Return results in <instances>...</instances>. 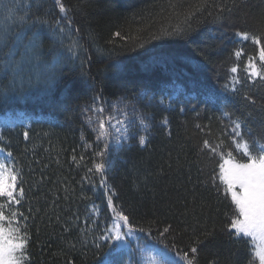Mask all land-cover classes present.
<instances>
[{
	"label": "trees",
	"instance_id": "16d2710c",
	"mask_svg": "<svg viewBox=\"0 0 264 264\" xmlns=\"http://www.w3.org/2000/svg\"><path fill=\"white\" fill-rule=\"evenodd\" d=\"M27 2L33 5V15H47L52 21L59 15L54 0H42L41 7L35 6V0ZM64 3L72 10L69 15L74 28H79L80 43L86 49L81 59L87 62L83 67L80 60L69 62L64 78L50 90L37 91L7 106L0 104V115L22 112L30 120L27 139L23 135L24 124H20L3 131L4 144L0 145L12 152L20 169V186L25 195L22 205L13 210L28 218L30 264H66L69 259L74 264L99 261L98 256L93 259L94 247L83 246L80 229H85V233L90 229L87 242L91 246L94 237L102 235L106 225L112 223L113 213L99 185L100 176L94 177L93 185L85 175L92 167L95 153L104 148L93 129L98 128L100 118L114 116L113 122L121 119L113 108L121 97L133 100L138 111L151 117L152 124L145 146L138 143L143 133L133 128L135 138L113 149L108 156L111 167L105 178L114 205L129 216L135 228L145 230L129 238V245L135 249L137 243L143 244L149 228L155 239L159 234L157 228L171 225L166 241L187 251L194 239H203V230L214 229V238L199 248L198 264H259L251 254L254 249L249 246L250 239L229 238L226 225L234 206L230 197L225 198L218 178L221 161L219 157L210 158L207 151L201 152L200 146L205 139L214 144L223 141L225 153L233 150L239 158L230 139V119H243L249 112L254 117L248 119L253 135L264 134L262 114L244 100V94L249 92L257 104H264V85L250 83L245 70L249 57L260 63L259 48L264 47V42L258 46L234 35L238 30L252 29V17L264 12V0H228L233 11L224 13L223 24H212L210 17L204 23L194 21V30L188 36L153 42L147 53L120 48L122 38L113 36L117 31L122 36L127 32L125 17L142 6L139 0ZM3 16L0 11L1 23ZM73 35H77L75 30ZM114 45L119 54L112 58H103L95 51L96 47L107 50ZM240 49L243 55L237 58L234 53ZM233 66L238 67L237 73L230 71ZM81 72L87 73L89 79L83 80ZM233 77L238 81L237 91H225L226 85L232 88ZM142 90L148 95L141 99ZM161 94L164 104L159 103ZM222 102L227 103L226 109L221 108ZM93 106L103 107L104 112L86 111ZM224 112L230 113V117ZM89 117L97 123H89ZM196 124L208 127L201 132ZM214 174L221 189L219 194L212 187ZM24 224L21 218L20 226ZM64 228L69 231L64 232ZM70 244L76 247L70 248ZM138 255L133 253L134 257ZM119 259L120 264L128 259L126 249L121 250Z\"/></svg>",
	"mask_w": 264,
	"mask_h": 264
},
{
	"label": "snow or ice",
	"instance_id": "6c2138e0",
	"mask_svg": "<svg viewBox=\"0 0 264 264\" xmlns=\"http://www.w3.org/2000/svg\"><path fill=\"white\" fill-rule=\"evenodd\" d=\"M142 6L136 11L128 14L125 21L128 25L127 32L122 36L121 31L113 33V36L122 38L123 43L119 45L132 53L151 50L153 42L183 39L193 29V22L204 23L207 17L211 18L212 24H223L224 13H231L233 8L229 6L228 0H139ZM235 0H233V3ZM247 3V0H241ZM59 9V15L52 21L44 17L33 15L32 7L27 0L24 3L13 2V0H0V11L4 13L3 21L0 23V104H8L35 95L37 91L50 90L52 85L65 76L64 69L69 62L80 60L81 66L87 62L81 59L86 49L80 43L79 28H74L73 17L69 15L72 11L65 6L64 0H54ZM35 6L41 7L42 0H35ZM215 8L213 13L210 9ZM22 13V14H21ZM206 14V16H205ZM201 18V19H198ZM253 27L249 31H236L234 35L242 41H252L256 45L264 42V12L252 17ZM77 35H73V31ZM116 46L104 49L96 47L97 55L103 58H112L119 53ZM234 55L240 58L243 49L236 50ZM91 57H88L90 61ZM259 61L257 64L249 57L245 70L247 79L252 84L264 85V47L259 48ZM230 71L237 73L238 67L233 66ZM81 78L88 80L87 73L81 72ZM235 77L232 79V88L225 86V91L236 92ZM148 95L142 90L140 97ZM99 99V96L96 97ZM153 99V97H149ZM244 100L255 105L261 115V123L264 125V104H257L253 95L249 92L244 94ZM160 104L165 103L164 95L161 94ZM169 104L171 100L169 99ZM228 107L226 102L221 103V108ZM116 115L121 119L114 121V116L98 119L97 140L104 142V148L95 153L92 167L87 169L85 179L89 184L95 185V176H100L99 185L104 189L107 197V206L112 211V223L106 225L103 234L94 237L91 246L87 242L85 229L80 231L83 235L82 244L85 248L94 247L96 252L93 259L98 256L97 264H120L121 250H127L128 259L123 264H198L199 248L214 238L215 230L205 229L197 237L187 251L179 249L175 243L169 244L166 237L172 231L171 225L159 228L158 236L153 239L152 229L149 228L143 244L137 243L135 249L129 245V238H135L136 233H144L143 228H135L128 215L118 206L114 205L113 194L107 183L106 173L111 167L108 159L113 149H119L134 139L131 130L133 128L142 132L138 137L140 146L148 142V134L151 132V117L138 111L133 100L125 97L118 99L113 105ZM86 111L102 114L104 108L93 106ZM183 112V108H181ZM230 117V113L224 112ZM254 118L249 112L245 118L236 117L230 119L231 143L235 145L233 150L224 151L223 141L212 143L205 139L200 146V151L209 153L210 158L219 157L218 178L223 186L225 198L230 197L234 206L230 223L226 225V231L231 240H251L249 245L254 251L253 257L264 264V134L253 135V129L248 125V119ZM89 123H97L93 117H89ZM167 125V120L163 121ZM7 128L16 127V123L5 121ZM23 133L25 139L29 136L27 125ZM195 127L201 132L205 131L207 125L196 124ZM109 129H112L109 132ZM245 129L247 131H245ZM4 129L0 128V145L4 144ZM170 135V132H169ZM84 159L83 156L80 157ZM76 162V158L73 157ZM217 174L212 176V187L219 194L221 189L216 184ZM22 180L20 169L16 167V161L11 151L0 146V264H30L27 254L30 243V235L27 231V217L22 212L13 210L14 206H21L25 195V189L21 187ZM95 211H99L93 205ZM31 212V209H29ZM25 224L20 226V219ZM59 220V217H57ZM79 219V217H77ZM6 222V223H5ZM203 227V226H201ZM68 232V228L63 229ZM107 245V247H105ZM75 248V244H70ZM138 253V256H133ZM66 264H74L72 259ZM209 264H215L210 261Z\"/></svg>",
	"mask_w": 264,
	"mask_h": 264
},
{
	"label": "rangeland",
	"instance_id": "374dc122",
	"mask_svg": "<svg viewBox=\"0 0 264 264\" xmlns=\"http://www.w3.org/2000/svg\"><path fill=\"white\" fill-rule=\"evenodd\" d=\"M5 121L15 122L17 126L20 124H25V125L29 126V124H30L29 118L26 115H24L22 112H18L16 114L5 113L3 115H0V128L4 129V131L8 130V129H10V130L14 129L15 127L7 128L5 126Z\"/></svg>",
	"mask_w": 264,
	"mask_h": 264
}]
</instances>
